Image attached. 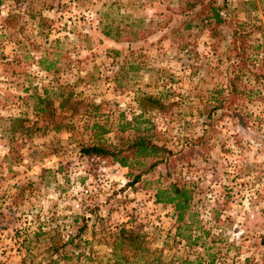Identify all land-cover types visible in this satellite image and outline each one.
<instances>
[{"label":"rangeland","instance_id":"rangeland-1","mask_svg":"<svg viewBox=\"0 0 264 264\" xmlns=\"http://www.w3.org/2000/svg\"><path fill=\"white\" fill-rule=\"evenodd\" d=\"M192 4L0 0V264H114L120 230L145 260L264 264V0H217V26ZM47 91L53 122L35 116ZM95 123L111 145L147 130L169 160L131 185L137 169L80 153ZM174 182L193 190L186 230L155 199Z\"/></svg>","mask_w":264,"mask_h":264},{"label":"trees","instance_id":"trees-1","mask_svg":"<svg viewBox=\"0 0 264 264\" xmlns=\"http://www.w3.org/2000/svg\"><path fill=\"white\" fill-rule=\"evenodd\" d=\"M196 4L199 5V9L195 12L198 22L205 25H209L212 22L217 26L224 22L223 16L220 13L221 8L217 5V0H194V4L190 5L189 8H194ZM194 15V16H195ZM192 19L186 22L184 29L188 31L191 28ZM105 31V30H104ZM105 35L109 36L108 32ZM236 35V32H233ZM237 38L233 39L231 45L236 47ZM39 65L45 72H51L54 68V64L47 63L46 60H40ZM53 92L47 91L43 96H35L36 105L35 116L45 117L46 122H53L55 111L52 107L53 100L51 96ZM69 98L64 101H68ZM1 120H3L1 118ZM3 128H10L9 133L14 134L17 131H22L23 125L19 121L4 120ZM10 124L11 126H7ZM2 125V124H1ZM27 131L30 128L26 129ZM94 134L92 136V142L83 145L80 149V153L87 157H97L101 159L111 160L118 163L120 166L127 169H137V174L133 177L131 185H134L141 180L144 174L149 173L161 164L167 163L168 155L172 151L168 150L166 145H159L158 142L153 141V135H150L146 130L136 129L135 133L131 137H119L118 143L107 144L103 139L107 130L103 126L95 123L92 125ZM124 132V131H123ZM122 132V133H123ZM155 199L158 204L169 205L173 208L176 217V224L178 225L177 230H186L191 226L185 222L186 218H192V215L188 214L192 201H193V190L190 186L180 184L177 182L168 184L167 186H158L155 190ZM37 236V235H35ZM137 246L135 247V244ZM63 245H56L52 243L46 248L45 253L48 257H51L60 252ZM123 247V249H122ZM126 247L137 249V264H163L159 260H145L143 254L145 253L143 241L139 235H135L130 231L120 230L114 237V244L112 250L115 257L114 264H122L121 259L116 256L117 251L125 250ZM182 264H192L191 262H183Z\"/></svg>","mask_w":264,"mask_h":264}]
</instances>
